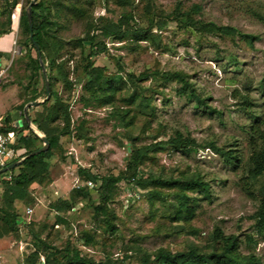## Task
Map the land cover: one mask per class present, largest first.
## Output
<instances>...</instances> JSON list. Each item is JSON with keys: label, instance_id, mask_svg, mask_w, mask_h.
<instances>
[{"label": "rangeland", "instance_id": "1", "mask_svg": "<svg viewBox=\"0 0 264 264\" xmlns=\"http://www.w3.org/2000/svg\"><path fill=\"white\" fill-rule=\"evenodd\" d=\"M45 1L50 20L58 25L52 33L63 43L56 62H65V70L76 88L70 92L60 79L50 82L47 76V80L49 89L52 86L58 98L68 106L72 132L60 139L62 156L49 161L52 183L31 186L32 202L14 203L18 234L15 237L0 233V264H27V257L34 252H38L39 260L44 259L45 251L39 240L58 250L71 243L83 257L95 262L110 258L122 260L123 264H140L132 250L140 249L152 256L160 249L174 253L191 246L206 248L216 228L225 236H237L239 252L242 255L253 253L264 264V233L256 232L253 217L264 187V173L255 179L248 178L253 138L256 137L251 126L255 118L264 122V0ZM11 2L0 0V24L9 10L13 28L8 34L11 57L0 70V90L5 93L0 109L2 105L4 111L17 114L21 113L17 109L19 106L24 108L33 102L29 100L35 93V101H42L46 92L42 71L38 77L31 76L26 49L22 45L24 37L19 29L20 16L31 0H17L15 8L10 7ZM150 3L152 13H148L146 7ZM193 6L200 8L198 13L192 14L195 21L227 27L239 34L205 35L167 22L162 30L151 27L154 38L148 41L135 42L132 37L117 41L105 39L106 51L93 57L92 64L104 69L107 76L120 74L124 78L180 72L187 77L203 105L180 95L177 92L180 84H165L151 77L147 80L141 77L136 84L143 97L142 105L138 102L127 104L120 94L111 105L102 107L88 99L81 89L87 62L75 42L84 37L87 22L98 18L117 22L127 14L132 17L133 29L146 30L152 17L165 19L176 8L187 13ZM240 34L254 36L256 40L249 45ZM98 38L101 39L99 34ZM30 55L37 58L35 51ZM243 98L248 100L247 106L242 104ZM47 101V106L54 104L51 93ZM40 110V106L29 109L28 116L32 119L34 112ZM116 112L125 113V121L131 120V125L120 122ZM2 119L0 116V125ZM20 119L22 121L23 116ZM52 126L62 127L63 124L58 119ZM18 130L25 131H21V127ZM37 133L44 135L38 129ZM176 133L193 140L196 147L175 150L167 146L150 154L138 171L143 178L150 174L173 178L199 174L202 177L209 185L210 194L205 197L201 193H189L195 202V215L187 224L169 218L171 198L168 194L172 191L157 189L162 199L151 205L147 199L148 190L122 177L132 147L166 142ZM210 143L224 151H233L238 162L225 163L221 155L208 147ZM37 145L41 147L42 143ZM56 169L59 174L53 184ZM80 170L95 178L121 176L108 204V210L115 216L112 221L117 228L115 234L104 229V215L94 209L97 202L91 206L80 197L79 208L64 214L68 224L56 220L59 215L52 207L58 201L69 199L74 182L82 179ZM5 174L0 175V195ZM134 190L140 191L139 200L129 197ZM85 236L93 239L90 246L84 244ZM248 237L253 242H249Z\"/></svg>", "mask_w": 264, "mask_h": 264}, {"label": "trees", "instance_id": "2", "mask_svg": "<svg viewBox=\"0 0 264 264\" xmlns=\"http://www.w3.org/2000/svg\"><path fill=\"white\" fill-rule=\"evenodd\" d=\"M118 1L126 3L127 0ZM10 5V7L15 8L17 0H12ZM45 5V0H36L35 5L32 7L33 39L39 46L41 59L45 65L49 81L52 82L53 79L58 78L63 82L66 89L73 92L76 88V83L69 79V75L65 70V62H56L57 55L63 49V43L52 33H55L58 25L56 21L50 20V12L46 11ZM146 7L148 13L153 12V5L151 3L147 4ZM199 10L200 8L198 6H193L191 12L183 13L179 8H176L170 16L165 19L154 20L152 17L150 19V26L146 30L133 29L131 25L133 22L132 17L127 14H123L117 22L105 21L103 18L87 22L84 37L75 41L77 46L81 49L84 60L87 62L83 68L85 83L81 87L82 91L88 96L90 101L96 102L98 107L111 105L119 94L123 95L122 100L127 104L138 102L142 105L143 97L140 95V92L138 93L136 84L141 80V77H144L146 80L151 77L154 81L165 84H180L181 87L177 91L180 95H184L189 100H194L198 104L203 105L204 102L193 90L187 77L180 72H155L151 75H142L136 78L131 75L124 78L120 74L107 76L104 73V69L95 68L92 64L93 57L106 51L105 39L110 38L117 41L132 37V41L135 42L148 41L154 38L150 30L151 27L162 30L168 23L175 24L176 27L186 31L196 30L205 35L232 36L239 34L235 30L227 27H218L213 23L195 21L192 18V14L198 13ZM76 12H79V10L76 9ZM5 13L7 16L5 21L0 24V36L11 33L13 29L11 12L6 10ZM19 29L21 30V35L24 37L22 45L26 49L28 67L32 72L31 76L38 77V73L41 72V67L38 55L37 58H32L30 55L31 51H35V48L30 40V30L25 11H23L20 16ZM97 33L101 39L98 38ZM240 36L249 45H252L253 41L256 40V37L251 35L240 34ZM86 44H88V46ZM127 83L130 84V88H127ZM50 87L51 98L54 99V104L47 106L48 101L41 104V110L35 111L34 117L31 120L38 131L42 132L48 139L50 143L49 149L44 153L25 159L20 166L5 174L3 178L4 185L2 194L0 195V233L13 234L17 237L18 216L15 212L14 203L17 201H22L24 203L32 202L29 195V188L32 185L43 187L52 183L49 161L55 156L59 158L62 156L63 151L60 145V139L72 132L70 129L71 118L68 112V106L58 98L57 93L52 90V86ZM36 99L37 95L35 93L29 102L35 101ZM242 104L247 106L248 100L243 98ZM17 109L22 112L23 105L19 106ZM116 117H118V120L125 124V126L131 125V120H128V122L125 121V113L116 112ZM58 119L61 120L63 126H52ZM263 125L264 122L260 121L259 118H255V122L251 126V131L256 137L253 138L252 152L249 160L250 167L248 169V178L250 179H255L264 173ZM24 130L27 131L28 134L17 138L14 148L16 150L23 148L25 150L23 156L26 157L28 154L40 148L37 144L41 143V141L28 129L26 122L23 120L21 131ZM18 131V128L13 127L11 124L10 114L6 113L4 123L0 126V132L4 135L13 136L17 134ZM207 145L221 155L228 165L238 162V156L233 151H224L217 148L213 143ZM160 146H163V148H160ZM167 146L175 150H187L190 149V147H196V144L193 140L184 138L180 133H176L166 142L132 147L126 164L125 174L122 177L125 180L131 179L138 187L148 190L147 199L151 205L155 200L162 199V193L157 189L162 188L172 191L171 194H168L171 198L169 205L171 213L169 218L174 221H184V223L187 224L195 215V202L194 199L189 196V193H201L205 197H208L210 194L209 185L202 177L199 174L181 176L179 178L150 174L146 178H143L138 171L139 167L149 159L150 154L162 151V149H165ZM79 174H81L82 177L80 180H91L94 183V187L81 190L73 189L67 201L56 202L52 207L57 215H59L56 220L60 223L68 224L64 214L68 213L73 206L79 203L78 198L80 197L86 204H90L91 206L97 202V206H95L94 209L96 213L101 212L104 215V229L115 234L117 228L112 224L115 216L108 210V204L113 199V189L120 181L121 176L114 177L110 175L95 178L85 170H80ZM8 177H10V179H8ZM253 217L255 220L256 232L263 234L264 187L261 191L258 209ZM247 240L253 242L251 237H248ZM38 242L45 251L44 264H123L122 260L114 261L110 258L95 262L83 257L80 251L71 243H67L62 250H58L51 244H47L41 240ZM92 243L93 239L90 236H85L84 244L90 246ZM239 245L240 242L237 236H225L221 230L216 228L206 248L191 246L185 251L174 253L169 250L160 249L152 256L140 249H135L137 250L136 252L132 250V253L137 256L140 264H261L260 260L253 253L242 255L239 252ZM26 263L39 264L38 252H34L28 256Z\"/></svg>", "mask_w": 264, "mask_h": 264}, {"label": "water", "instance_id": "3", "mask_svg": "<svg viewBox=\"0 0 264 264\" xmlns=\"http://www.w3.org/2000/svg\"><path fill=\"white\" fill-rule=\"evenodd\" d=\"M35 3H36V0H31L30 4L26 10V16H27L29 30H30V40H31V42L35 48V51L38 55V58H39V64H40L41 71H42V78H43L44 85H45L46 98L42 101H33V102L26 104L22 110V114L24 116V120H25L28 128L33 132V134H35L39 138V140L42 143V146L39 149L35 150L34 152L28 154L26 157L22 158L21 160L16 161L13 164L7 166L6 168L0 170V175L5 174L6 172L20 166V164L23 161H25V159L46 152L50 146V143H49L48 139L46 138V136L45 135H39L37 133V129L33 127L32 122H31V120L28 116V113H27L28 109L38 107L41 104L45 103L50 98V92H49L50 89H49V83L47 80V73H46L44 64H43L42 59H41V53L39 50V46L35 43V41L33 39V35H32V7L35 5Z\"/></svg>", "mask_w": 264, "mask_h": 264}, {"label": "crops", "instance_id": "4", "mask_svg": "<svg viewBox=\"0 0 264 264\" xmlns=\"http://www.w3.org/2000/svg\"><path fill=\"white\" fill-rule=\"evenodd\" d=\"M9 34V33H8ZM8 34H4V35H1L0 36V70H3L4 68H5V66L7 65V62H8V60L10 59V57H11V49H10V39H9V35ZM5 96V93H4V91L3 90H0V101H1V98L2 97H4ZM31 109V108H30ZM1 111H0V116H3V119H2V124H1V126L3 125V123H4V118H5V114L6 113H9L10 114V117H11V124H12V126L13 127H15V128H19V127H21V125H22V121L24 120V116H23V114H22V112L21 113H17V114H12V113H10V112H7V111H4L3 110V106L1 105V109H0ZM29 110V109H28ZM20 116H23V120L21 121V119H20ZM30 118V117H29ZM30 120H32L31 118H30ZM25 121V120H24ZM32 122V121H31ZM28 127V126H27ZM29 129V128H28ZM30 130V129H29ZM31 131V130H30ZM32 132V131H31ZM33 133V132H32ZM28 134V132L27 131H24V132H20V131H18L17 132V134H15V135H13V137H14V144H15V142H16V139L17 138H19L20 136H26ZM14 144H13V149H14V151H15V158L12 160V161H10L9 163H8V165L7 166H9V165H11V164H13L14 162H16V161H19V160H21L22 158H24V156H23V154L25 153V150L23 149V148H20V149H15L14 148ZM24 151V153L21 155L20 154V156H19V158L17 157V155H19V153H22ZM17 168V167H16ZM51 168V167H50ZM58 169V168H57ZM56 169V172H55V174H54V181H53V184L57 181L56 179H57V177H58V174H59V170H57ZM8 172H10V171H8ZM8 172H6V173H8ZM33 187H38L37 185H32Z\"/></svg>", "mask_w": 264, "mask_h": 264}, {"label": "built area", "instance_id": "5", "mask_svg": "<svg viewBox=\"0 0 264 264\" xmlns=\"http://www.w3.org/2000/svg\"><path fill=\"white\" fill-rule=\"evenodd\" d=\"M1 126V125H0ZM14 137L10 135H4L0 132V170L7 167L8 163L15 158V151L13 149ZM10 179V177H8ZM94 183L91 180L82 181L76 180L72 186V190H81L84 188H93ZM132 200H139L141 198L140 191L134 190L129 195ZM80 204L73 206L70 211L75 212L79 208ZM39 264H44V259L40 260Z\"/></svg>", "mask_w": 264, "mask_h": 264}]
</instances>
